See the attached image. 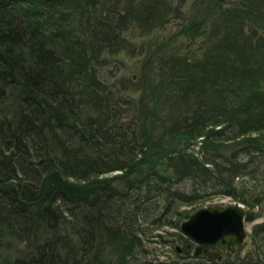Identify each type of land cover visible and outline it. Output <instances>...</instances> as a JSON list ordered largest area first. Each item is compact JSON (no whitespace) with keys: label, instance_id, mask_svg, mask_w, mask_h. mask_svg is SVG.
Returning <instances> with one entry per match:
<instances>
[{"label":"trees","instance_id":"1","mask_svg":"<svg viewBox=\"0 0 264 264\" xmlns=\"http://www.w3.org/2000/svg\"><path fill=\"white\" fill-rule=\"evenodd\" d=\"M189 1L0 0V264H264V243L196 254L178 208L213 192L260 215L234 175L263 173L242 155L264 156V0L200 18ZM136 48L154 77L117 70ZM169 211L164 254L149 227Z\"/></svg>","mask_w":264,"mask_h":264},{"label":"rangeland","instance_id":"2","mask_svg":"<svg viewBox=\"0 0 264 264\" xmlns=\"http://www.w3.org/2000/svg\"><path fill=\"white\" fill-rule=\"evenodd\" d=\"M220 1H223V2H219V0H190L189 5H188V17H191V16L192 17H199L201 15L203 16L204 13L209 14L210 11H213L216 14L223 7H226L227 8L226 10H229L228 13L230 14V4L234 0H220ZM246 6L247 7L250 6L249 0H246ZM176 31L177 30H174V34ZM182 37H183V34L181 33L180 37L178 39L176 38V41L179 42ZM144 39L147 40V37L145 36ZM145 48L150 49V50H155L156 45L146 43ZM138 49L139 48H136L134 51H130V50L123 51L120 55L122 61L118 62L119 66H117V70L120 73H126L127 75L132 76L134 79H138L139 75L142 74L143 70H148L147 76L152 75L154 77V75H153L154 69L152 67L150 68L149 65L144 66L143 59L141 61L140 56L137 55V54H139V52H137ZM227 133H228V129L226 130V135H227ZM203 137H204V135H200V136L198 135L195 138V141L189 146L190 152H193L195 154L199 153V154H201V156L204 155V151H202V148H201L202 143L205 144V142H203ZM185 139L188 140V138H185ZM221 139L224 140V141L222 140V142H224L227 145H230V151L233 152L236 149L237 144H236L235 140L230 139V138L228 139L226 137H222ZM182 143H183V141H182ZM213 144L218 145L216 140H215V142H213ZM184 148L187 149V146ZM253 156H256V157L254 159H251L252 157L245 155L244 153L242 155L244 160H248V162H250V167L257 164V163H261L263 173L260 172L259 174H257L256 176L253 177L250 175L247 168H244L241 170L239 169L240 171L235 170L237 172V174L234 175V182L237 184V186L240 188V190H242L244 187H248V189H250L251 193H252L253 188L250 185H254L255 183L259 184V190L257 192H260L261 195H263V196H262L261 202L255 207V210L259 211L260 215L254 220L246 221V234L244 236L242 245H240V247L238 249L235 250L231 247L230 252H228V253L227 252H220V256H217L214 258H220L221 259L226 254H232L235 251H239L240 255L244 256L247 253V251H249L250 249L259 250L258 246L261 245L262 243H264V241H261L260 239H258L257 242H254L253 238H252V232L254 231L253 226L259 222L264 223V156L259 155V154H256ZM241 162H244V161H241ZM209 167H214V166H209ZM107 175H109V174H107ZM104 176H101V177H104ZM187 182L189 184L191 183V181L189 179ZM235 201L244 204V206L246 207V211L249 208L248 205L245 204L240 199V197L238 198V197L231 196L229 194H224V193L215 194L213 192L210 193V195H208V197L205 195L202 198H199L198 200H196L192 203L179 204L178 208H180L182 210L186 209V210L194 211V210H196L202 206H206V205H209L211 203H219V204L225 205V204H228L230 202H235ZM169 213H171L170 215L173 216L172 218H165V220L162 221L161 224H158L157 226L151 225L149 227L151 229V232L149 233L150 236L148 235L149 236L148 238H150L152 236L155 239H159L160 235H158V234L161 233L164 235V239H176V241H175L176 245H180L181 241L179 240L178 228L174 227L172 224L167 223L168 220L169 221L175 220V218L178 217L179 214H174L173 211H169L167 214H169ZM185 218H186V216L183 219H185ZM263 233H264V231H262L260 237H262ZM148 246L150 247L151 250H152V247L157 246L159 248V250L162 251L163 253L165 252L166 249H168V248L164 247V250H161V248L163 246H161L160 241L159 240L155 241L153 238H152V240H150L148 242ZM195 247L197 248L198 244ZM204 255H208V254H204ZM208 257L210 258L209 255H208Z\"/></svg>","mask_w":264,"mask_h":264},{"label":"water","instance_id":"3","mask_svg":"<svg viewBox=\"0 0 264 264\" xmlns=\"http://www.w3.org/2000/svg\"><path fill=\"white\" fill-rule=\"evenodd\" d=\"M182 231L199 245L195 253L211 258L238 249L246 234V208L238 202L211 203L186 214Z\"/></svg>","mask_w":264,"mask_h":264},{"label":"bare ground","instance_id":"4","mask_svg":"<svg viewBox=\"0 0 264 264\" xmlns=\"http://www.w3.org/2000/svg\"><path fill=\"white\" fill-rule=\"evenodd\" d=\"M217 30V29H216ZM15 237V236H14Z\"/></svg>","mask_w":264,"mask_h":264},{"label":"flooded vegetation","instance_id":"5","mask_svg":"<svg viewBox=\"0 0 264 264\" xmlns=\"http://www.w3.org/2000/svg\"><path fill=\"white\" fill-rule=\"evenodd\" d=\"M230 248H231V246H230Z\"/></svg>","mask_w":264,"mask_h":264}]
</instances>
